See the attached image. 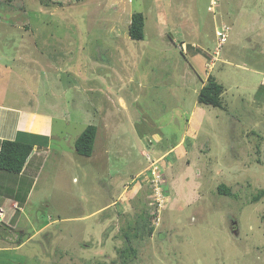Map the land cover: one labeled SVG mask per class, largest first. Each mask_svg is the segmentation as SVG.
Returning a JSON list of instances; mask_svg holds the SVG:
<instances>
[{
    "label": "rangeland",
    "instance_id": "1",
    "mask_svg": "<svg viewBox=\"0 0 264 264\" xmlns=\"http://www.w3.org/2000/svg\"><path fill=\"white\" fill-rule=\"evenodd\" d=\"M19 109L49 133L0 180V264H264V0H0L1 134Z\"/></svg>",
    "mask_w": 264,
    "mask_h": 264
},
{
    "label": "trees",
    "instance_id": "2",
    "mask_svg": "<svg viewBox=\"0 0 264 264\" xmlns=\"http://www.w3.org/2000/svg\"><path fill=\"white\" fill-rule=\"evenodd\" d=\"M144 15L142 12H133L130 16L128 25V34L134 39H143L144 37ZM224 90L222 83L218 82L216 78L209 74L206 81L203 83L198 91L197 100L199 103L222 107L221 94ZM22 134V133H21ZM97 135V126L88 124L78 135L74 141V149L77 154L90 156L93 151L94 142ZM34 142L22 137L15 139H1L0 140V171H9L20 173L24 168L28 157L34 148ZM220 191L224 190L221 185L218 187ZM261 195L264 190H261ZM258 193L253 197L257 201L261 196ZM154 214V213H153ZM156 215V214H154ZM149 234L152 233V227H146Z\"/></svg>",
    "mask_w": 264,
    "mask_h": 264
},
{
    "label": "crops",
    "instance_id": "3",
    "mask_svg": "<svg viewBox=\"0 0 264 264\" xmlns=\"http://www.w3.org/2000/svg\"><path fill=\"white\" fill-rule=\"evenodd\" d=\"M14 110L15 109L8 107L7 111L14 112ZM37 119H39L38 121H40V122L36 121ZM45 123H46V121L44 120V115L43 116L39 115L36 117L35 115H33V111H31V110L19 109V111L16 114L15 125L13 126V128H11L12 129L11 133L8 135L0 133V140L1 139H8V138L9 139H15L17 137H22V138H25L28 140H32V142H34L33 140L35 138H37V136H39V135L48 136L49 129L47 127V124H45ZM44 127H46V129ZM1 131H2V129H1ZM34 145H35V143H34ZM36 147L37 146L35 145L33 148V151L31 152L30 156L27 159L26 164L28 163L29 159L33 157L34 153H36ZM26 164H25V166H26ZM40 164H41V162H40ZM25 166H24V168H25ZM23 169H22V171H23ZM2 179H7V175L5 174L4 171H0V180H2ZM13 202H16V201H13ZM16 208L19 209L20 206H17ZM4 209H5L4 206L0 208V221L4 217V212H5ZM12 219L9 218L7 221L11 222ZM7 221H4L3 225L7 224L8 223ZM5 222H7V223H5ZM11 227H14V226H11ZM11 241L13 242V240H11ZM21 242H23V241H21ZM7 247H9V246H7ZM11 247L12 246H10L9 248H11Z\"/></svg>",
    "mask_w": 264,
    "mask_h": 264
},
{
    "label": "built area",
    "instance_id": "4",
    "mask_svg": "<svg viewBox=\"0 0 264 264\" xmlns=\"http://www.w3.org/2000/svg\"><path fill=\"white\" fill-rule=\"evenodd\" d=\"M217 35L220 37L221 41H223L226 38V36L223 32H219ZM155 176H156L155 180H159V176L158 175H155Z\"/></svg>",
    "mask_w": 264,
    "mask_h": 264
}]
</instances>
